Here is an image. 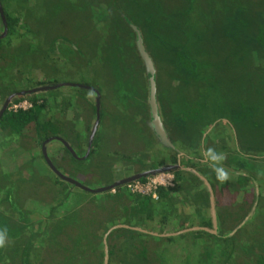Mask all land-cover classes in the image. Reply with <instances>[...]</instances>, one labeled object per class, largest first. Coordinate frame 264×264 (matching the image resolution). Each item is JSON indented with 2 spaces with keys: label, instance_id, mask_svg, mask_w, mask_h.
<instances>
[{
  "label": "rangeland",
  "instance_id": "obj_1",
  "mask_svg": "<svg viewBox=\"0 0 264 264\" xmlns=\"http://www.w3.org/2000/svg\"><path fill=\"white\" fill-rule=\"evenodd\" d=\"M70 1L80 7L59 13L56 26L58 35L72 31L73 53L70 43L65 48L44 37L41 44L44 24L38 23L47 1L7 4L20 22L18 34L0 42V113L6 106L14 111L20 96L17 105L30 104L47 90L59 99L55 121H63L69 141L59 139L70 148L56 140L38 146L31 135L14 138L0 128V216L7 224L0 264H18L27 245L32 264H258L264 251V0ZM130 25L155 69L165 141L151 127L148 78ZM21 34L37 51L32 61L27 39L19 57ZM13 64L23 69L16 78H10ZM38 81L48 85L35 87ZM62 83L71 86L58 88ZM42 154L52 162L49 171L62 170L59 186ZM219 168L227 180L217 179ZM142 173L174 177L161 205L134 196L150 204L151 220L144 210L132 213L133 196L123 184ZM81 223L90 246L81 238L74 243Z\"/></svg>",
  "mask_w": 264,
  "mask_h": 264
},
{
  "label": "trees",
  "instance_id": "obj_2",
  "mask_svg": "<svg viewBox=\"0 0 264 264\" xmlns=\"http://www.w3.org/2000/svg\"><path fill=\"white\" fill-rule=\"evenodd\" d=\"M10 1L11 0H0V6L2 7L3 15H4V18L6 20V25H7L6 34H5L4 37L0 38V42L2 41V39L6 40V41H10L9 40L10 37H12L13 35L18 34V30H17L16 27L19 24L20 19L18 17L14 16L13 14H10V12L8 11V5L7 4ZM46 1H47V4H48L47 5L48 10H46V14H44V16L41 19L40 23H38L39 26L40 25L42 26L44 24V27H39L38 26L39 30H42L41 33L43 35V37L40 39V42H42L41 44L43 45L44 37L45 38L47 37V38H49V40H52V43H55L56 41L58 42V40L62 41V43H65V44H63V46L65 48L67 47L68 43H70L68 50L70 51V53H73V51L75 52L76 51V47L73 44L75 38L67 35V33H71L72 31L68 30L66 33H64V36L63 35H58L59 27L56 26V25H57V21H58V19L60 17L59 13H62L63 11H66L68 8H70L72 10L73 8H77V7L79 8L80 6H76V2H72L70 0H45V3H46ZM180 1H182V0H180ZM71 6H73V7H71ZM30 16H29V18H31ZM32 22L36 23L34 20H32ZM0 24L2 25L1 16H0ZM24 27H25V29H28L27 33H29L28 31L31 30L30 26L25 25ZM2 30L4 32L3 25H2ZM29 35L36 36L37 34L36 33H32V34H29ZM18 37H20V39L22 41L21 45L19 44V46H18L19 47V52L22 53V54L19 55V57H21V56L24 57L25 54H26L25 53L26 50H23V49H25V46H22V44H23L24 40L27 39V41H28L27 45L29 47V50L27 51V54H28L27 57L29 58L30 61L34 60L36 58V55H37L36 52L37 51L35 52V50H33L34 49V45L31 44V42H32V41H30L31 37L30 36H25V34L18 35ZM0 49H2V48H0ZM16 49H17V47H16ZM176 56H178V58L181 59V62H180L181 66H184L186 59L183 58L181 55H178V54ZM12 67H13V69H11V71L12 70L13 71H12V73L10 72V74H11L10 78L13 75L17 74L16 76H18V75L23 73V69L20 72V69L16 68V66L14 67V64L12 65ZM192 72H193V70L191 69L189 71V73H192ZM16 76H13V78H16ZM22 80H23V78H22ZM62 84L58 85L59 86L58 88L63 89L66 86L67 87L71 86L70 84H66V83H62ZM47 85H48L47 81L46 82L45 81H38V82H36L35 87H39V86L44 87V86H47ZM72 86H74V85H72ZM40 94H42V96H40ZM24 98H25V96H23V97L20 96L19 98L14 99V102H16L18 104ZM58 100L55 97L48 96L47 90H41V92L38 93V95H36L35 97H32V98L29 99V101H30L29 105L30 106L28 108H21V109L18 108V109L13 111V110H8V109L6 110V108H7V106H6L3 109V112L0 113V128L3 129V130H6L8 135L11 136V137H14V138L22 137L23 133L25 134V136L26 135H31L33 137L34 143L37 144L38 146L44 145V143L46 141H48V143L50 142L52 144L54 142V140H56L57 142H60L61 145H62V142L60 141L61 139H59V137H61V138L65 137L64 128H63L64 125H62L63 121L61 120V125H59V126H57V124H56L58 121H55L57 116H58V102H59ZM89 135L90 134H88L87 136L89 137ZM67 138L68 137H65L66 140H68ZM76 147L80 151V154H81L83 146L78 144V145H76ZM62 148L67 152L68 148L64 147V144L62 145ZM93 152L94 151H92V150L90 151L91 154H93ZM40 158L43 161L46 169L48 170L47 165L49 166V162L50 163H52V162L48 159V156L45 155V154H42L40 156ZM79 159H81V160H78V161H85V159H82V156H80ZM57 170H60L59 172L62 173L61 172L62 170L60 168H58V166H54L53 171H49V170L48 171L51 173V175L55 179L54 182H56V186H59L60 185L61 176L58 175L59 172ZM139 180L140 181H144L145 178H140ZM81 192H86V191L81 190ZM101 192L102 191L96 192L95 195L102 196L103 193H101ZM88 193H90V192H88ZM110 193H111V195L119 194L116 189H115L114 193H112L111 190H110ZM163 195L165 196V189L164 188H159V190H158V196H159L158 200L155 201V200H152L150 197L149 198H150L151 202L161 205L163 203V201H162L163 198H164ZM131 196H133V198H131V199L133 200L134 203H133L132 206H129V209L131 211L135 210L137 212H140L141 210H144V211H146L145 214H147L146 215L147 216L146 219L151 220L153 209H151L150 204L149 203H147V204L143 203L141 201V199L139 200L138 198L134 199L135 195H131ZM139 197H144V196H139ZM6 199L8 200V202H10L12 204V200H11L12 196H11V194L7 193ZM148 206H149V208H148ZM11 207L13 209H15V203L12 204ZM132 213H134V212L132 211ZM1 217L2 216H0V230L3 227L6 228V225H7L6 221H5V218H1ZM83 220L84 219H82V221ZM93 220H94V218H92L91 220H86V221L87 222L88 221L92 222ZM81 224H82V226L80 225L78 227V230H81V231L83 230V232L80 231V233H78V234L76 233L77 241L75 239L74 243H76L78 245V244H81L83 241L87 240V241H89L87 243L88 244L87 246H90V245H92V241L89 240L88 235L85 233V231H84L85 228L83 229V223H81ZM209 224L210 223H208V225L206 224L204 227L209 228ZM49 230L50 229L47 230V233H49ZM86 230H87V228H86ZM203 233L209 234V236H211L212 239L216 240V242L217 241H223L221 236L214 235V232L212 230H207V231H204ZM13 234H15V233H13ZM50 236H52V235H50ZM151 236L155 237L154 235H151ZM159 237L161 238L162 236H159ZM79 238H81V243H77ZM169 238H171V237H169ZM169 238H167V240ZM224 238H227V237H224ZM107 239H108V237H107ZM99 241H100V245L103 248H105L104 244H106V242L103 243L102 238ZM4 247H0V262L2 261L1 259H4L3 256H5L3 254V253H5L4 252V250H5ZM80 247H81V251H80V255L79 256L81 257L84 248H83V245H81ZM225 249L227 250V248H225ZM102 251H103V249H102ZM231 252H233V249H231ZM261 253L262 254H258V258H257V261H256L258 264H264V251L261 252ZM102 255H103V252H101V256ZM108 255L110 257L113 255L112 249L109 251ZM79 256H77V257H79ZM30 257H31L30 246L27 245V246L24 247V249H22V251L19 254V258L20 259L18 260V262H19L18 264H30V263L32 264ZM41 264H42V262H41ZM101 264H102V262H101Z\"/></svg>",
  "mask_w": 264,
  "mask_h": 264
},
{
  "label": "water",
  "instance_id": "obj_3",
  "mask_svg": "<svg viewBox=\"0 0 264 264\" xmlns=\"http://www.w3.org/2000/svg\"><path fill=\"white\" fill-rule=\"evenodd\" d=\"M0 16H1L2 25L4 28V32L1 36V37H3L6 34L7 25H6V20L4 18L1 6H0ZM130 27L133 29V31L136 35V48H137L138 54H139V56H140V58L144 64L145 72H146V75L148 78V103H149V109H150L151 127H152L155 135L159 139L165 141L166 140V133H165L164 128L162 126L161 119H160V116L158 113L157 103H156L155 69H154L151 58L149 57L148 53L146 52V50L144 48L143 41H142V38H141L139 31L135 27H133L132 25H130ZM2 112H3V110H2ZM92 137H93V135L91 134L90 139H92ZM148 174L149 173L138 174L132 178L124 180L123 184H127L128 182H130L132 180L140 179V177L146 178Z\"/></svg>",
  "mask_w": 264,
  "mask_h": 264
},
{
  "label": "built area",
  "instance_id": "obj_4",
  "mask_svg": "<svg viewBox=\"0 0 264 264\" xmlns=\"http://www.w3.org/2000/svg\"><path fill=\"white\" fill-rule=\"evenodd\" d=\"M27 105V106H26ZM29 104L21 103L19 105L15 104L13 109L16 110L18 108H28ZM173 183V178L165 175L164 173H159V175H155L153 177H146L144 181L132 180L126 184V189L129 194L135 196H146L150 197L152 200H158L157 191L159 188H167L171 186ZM112 192L115 191L112 189Z\"/></svg>",
  "mask_w": 264,
  "mask_h": 264
},
{
  "label": "clouds",
  "instance_id": "obj_5",
  "mask_svg": "<svg viewBox=\"0 0 264 264\" xmlns=\"http://www.w3.org/2000/svg\"><path fill=\"white\" fill-rule=\"evenodd\" d=\"M209 152H212L214 155V158H216L214 150L209 149ZM219 158L222 159L223 158L222 155ZM216 172H217V179L218 180L225 181L228 179V174L224 169H222V168L216 169ZM6 239H7V229L4 228V229L0 230V247L5 246Z\"/></svg>",
  "mask_w": 264,
  "mask_h": 264
},
{
  "label": "flooded vegetation",
  "instance_id": "obj_6",
  "mask_svg": "<svg viewBox=\"0 0 264 264\" xmlns=\"http://www.w3.org/2000/svg\"><path fill=\"white\" fill-rule=\"evenodd\" d=\"M61 139V138H60ZM69 140V139H68ZM61 142L63 141L64 142V147H66V148H70V146H69V144H68V141L67 142H65V140L64 139H61L60 140ZM85 143H86V141H85ZM63 145V144H62ZM80 145H82V143L80 144ZM174 178V177H173ZM114 191H115V189H113ZM165 190H168L167 188H165ZM111 192H112V189H111ZM113 193V192H112ZM157 193H158V191H157ZM158 198H159V196H158Z\"/></svg>",
  "mask_w": 264,
  "mask_h": 264
},
{
  "label": "crops",
  "instance_id": "obj_7",
  "mask_svg": "<svg viewBox=\"0 0 264 264\" xmlns=\"http://www.w3.org/2000/svg\"><path fill=\"white\" fill-rule=\"evenodd\" d=\"M169 167H170V168H166L165 170H170V169H172L173 165H172V166L170 165Z\"/></svg>",
  "mask_w": 264,
  "mask_h": 264
},
{
  "label": "bare ground",
  "instance_id": "obj_8",
  "mask_svg": "<svg viewBox=\"0 0 264 264\" xmlns=\"http://www.w3.org/2000/svg\"><path fill=\"white\" fill-rule=\"evenodd\" d=\"M21 109V108H20Z\"/></svg>",
  "mask_w": 264,
  "mask_h": 264
}]
</instances>
